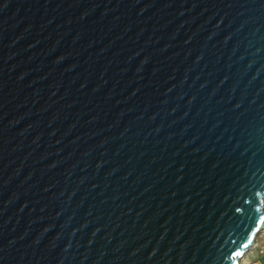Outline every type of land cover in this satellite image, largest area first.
<instances>
[{"label": "water", "instance_id": "1", "mask_svg": "<svg viewBox=\"0 0 264 264\" xmlns=\"http://www.w3.org/2000/svg\"><path fill=\"white\" fill-rule=\"evenodd\" d=\"M264 231V0H0V264H239Z\"/></svg>", "mask_w": 264, "mask_h": 264}, {"label": "rangeland", "instance_id": "2", "mask_svg": "<svg viewBox=\"0 0 264 264\" xmlns=\"http://www.w3.org/2000/svg\"><path fill=\"white\" fill-rule=\"evenodd\" d=\"M261 252H264V231L258 236L255 247L243 257L239 264H259L252 259Z\"/></svg>", "mask_w": 264, "mask_h": 264}, {"label": "trees", "instance_id": "3", "mask_svg": "<svg viewBox=\"0 0 264 264\" xmlns=\"http://www.w3.org/2000/svg\"><path fill=\"white\" fill-rule=\"evenodd\" d=\"M254 262H258L259 264H264V252L256 255L255 258L252 259Z\"/></svg>", "mask_w": 264, "mask_h": 264}]
</instances>
